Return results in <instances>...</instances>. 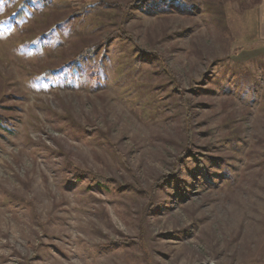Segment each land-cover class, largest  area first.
Returning a JSON list of instances; mask_svg holds the SVG:
<instances>
[{"label":"rangeland","instance_id":"rangeland-1","mask_svg":"<svg viewBox=\"0 0 264 264\" xmlns=\"http://www.w3.org/2000/svg\"><path fill=\"white\" fill-rule=\"evenodd\" d=\"M23 1L0 0V264H254L264 0H28L18 18ZM120 27L133 39L71 67ZM68 160L111 184L69 181Z\"/></svg>","mask_w":264,"mask_h":264},{"label":"trees","instance_id":"trees-1","mask_svg":"<svg viewBox=\"0 0 264 264\" xmlns=\"http://www.w3.org/2000/svg\"><path fill=\"white\" fill-rule=\"evenodd\" d=\"M13 1V0H11ZM28 0H24L23 2L20 3V8L16 16L19 18V16L22 13V9L25 7L26 2ZM151 0H131L127 2L126 6L124 7L125 10L130 9V8H143V9H148V3ZM168 3H171L173 0H163ZM259 1V0H256ZM68 6L71 10L72 16H77V15H84L89 12H94V11H102L107 8H120L122 5L119 2L116 1H111V0H69L68 1ZM23 16V15H22ZM24 17V16H23ZM133 39V35H131L124 27H120L118 30H115L114 32H111L110 35H107L106 38L92 44V45H87L85 46L81 51H79L74 58H72V63L71 67L75 69L77 67V64L84 65L86 61H88L90 64L94 63V54L95 52L102 46H106L109 41H112L113 39ZM152 57L158 58L160 61L161 57L156 54V53H148ZM141 62L140 58L136 61L137 64ZM97 63V62H96ZM48 74L52 72V69H48ZM45 73L44 75H46ZM95 75V74H93ZM50 76V75H48ZM186 106L188 104V101L185 100ZM190 114L187 116V129H188V138H189V144L186 146V148L182 151V153L179 155L178 158H180V162L185 160V157L188 153L194 154L191 145H192V140H193V131L191 129L192 125L189 122L190 121ZM6 118L0 114V124L3 126L5 124ZM88 130L93 131V128L86 126L85 127ZM177 161V163H180ZM198 164L200 165V168L207 174V165L206 162H203L202 160L199 159ZM67 166L69 168V174L67 175V179L72 182H78L83 179L89 180V183L92 185H109L111 184V179L108 177L104 176L103 174L96 173L91 169H82L81 167L77 166L74 162L68 160L67 161ZM168 180L167 177H162L159 179V181L154 184L153 188L156 191L158 186H161L164 182ZM168 182V181H167ZM176 184L178 187L180 186L177 180L173 181V184ZM181 195L183 194V191H180ZM180 196V195H179Z\"/></svg>","mask_w":264,"mask_h":264},{"label":"crops","instance_id":"crops-1","mask_svg":"<svg viewBox=\"0 0 264 264\" xmlns=\"http://www.w3.org/2000/svg\"><path fill=\"white\" fill-rule=\"evenodd\" d=\"M261 242V250L259 252V249H257L254 264H264V241Z\"/></svg>","mask_w":264,"mask_h":264}]
</instances>
